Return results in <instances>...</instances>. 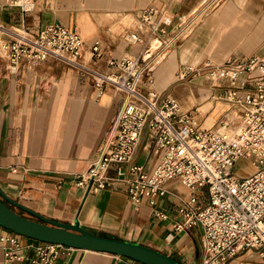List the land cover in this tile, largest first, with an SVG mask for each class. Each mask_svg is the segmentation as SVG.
<instances>
[{
  "label": "crops",
  "instance_id": "crops-1",
  "mask_svg": "<svg viewBox=\"0 0 264 264\" xmlns=\"http://www.w3.org/2000/svg\"><path fill=\"white\" fill-rule=\"evenodd\" d=\"M149 4L171 14L170 32L179 21L186 22L183 27L192 23V28L190 24L185 30V38L165 47L150 69L154 89L176 98L200 128L221 122L237 127L239 109L226 101L221 82L212 84L208 78L193 75L179 81L175 72L195 63L218 65L231 57H264V0H34V9L26 13L12 2L0 0V22L33 33L59 22L79 34L85 48L100 39L105 57L89 63L104 68L106 58L138 55L140 45L131 44L124 35L139 27L140 11ZM249 76L241 74L234 86L241 97L254 88ZM118 105L116 90L107 87L99 94L89 75L57 59L11 67L0 57V189L48 219L78 222L94 235L147 246L179 264H201V228L177 233L173 225L180 218L179 205L193 194L200 204L207 203L205 189L192 191L179 179L169 180L164 185L166 193L150 205L146 200L130 203L120 182L92 191L77 186L80 176L98 157ZM228 112L235 114V119L229 120ZM153 146V139L144 132L134 162L147 172L159 160ZM249 168V173L237 175L251 174L254 169ZM108 175L116 176V165L110 166ZM15 210L34 220L28 213ZM157 211L167 218L157 217ZM63 260L68 264H132L133 259L71 249L57 264ZM235 263L263 264L254 250L242 251L229 262Z\"/></svg>",
  "mask_w": 264,
  "mask_h": 264
},
{
  "label": "built area",
  "instance_id": "built-area-1",
  "mask_svg": "<svg viewBox=\"0 0 264 264\" xmlns=\"http://www.w3.org/2000/svg\"><path fill=\"white\" fill-rule=\"evenodd\" d=\"M12 3L24 13L34 9V0ZM184 23L179 21L170 32L173 18L169 12L152 4L143 7L139 27L126 34L128 42L140 45L138 55L106 58L105 67L99 68L89 61L104 59L100 39L85 48L81 36L59 22L34 33L0 22V57L11 67L21 62L36 66L54 58L89 75L99 94L107 87L118 92V109L98 157L80 176L77 186L92 191L120 182L130 203L146 200L150 205L166 193L164 185L169 180L179 179L192 191L205 189L206 204H200L193 194L179 205L180 218L173 225L174 231L201 228V264H229L245 250H254L264 264V57H231L218 65L195 63L176 70L179 81L193 75L208 78L212 84L221 82L226 101L239 109L235 130H229L228 122L200 128L176 98L154 89L149 74L164 48L185 38L190 24L192 28L191 22L183 27ZM243 73L252 75L248 80L254 88L241 97L234 86ZM144 132L153 139V154L159 158L151 172L134 162ZM240 159L251 161L256 170L238 176L234 167ZM111 165H116L114 177L108 175ZM155 215L167 218L158 211ZM21 237L0 227L3 264H57L71 250L35 240L25 242ZM60 264L68 263L63 260Z\"/></svg>",
  "mask_w": 264,
  "mask_h": 264
},
{
  "label": "water",
  "instance_id": "water-1",
  "mask_svg": "<svg viewBox=\"0 0 264 264\" xmlns=\"http://www.w3.org/2000/svg\"><path fill=\"white\" fill-rule=\"evenodd\" d=\"M0 197V227L19 236L71 249L123 256L142 264H179L166 254L147 246L108 235H94L78 222L65 224L48 219L9 198L1 189ZM14 208L28 213L34 220L21 215Z\"/></svg>",
  "mask_w": 264,
  "mask_h": 264
},
{
  "label": "rangeland",
  "instance_id": "rangeland-1",
  "mask_svg": "<svg viewBox=\"0 0 264 264\" xmlns=\"http://www.w3.org/2000/svg\"><path fill=\"white\" fill-rule=\"evenodd\" d=\"M189 21V20H188ZM85 55H88L87 56V58L89 57V54L88 53H86ZM86 57V56H85ZM85 60H86V58H85ZM246 165H248V168L246 167ZM249 167H251L250 165H249V163H247V162H244V161H238L237 163H236V165H235V167H234V172L237 174H240V175H244L245 173H249L250 172V169L251 168H249ZM13 208V207H12ZM15 209V208H14ZM30 240H33V239H30Z\"/></svg>",
  "mask_w": 264,
  "mask_h": 264
},
{
  "label": "bare ground",
  "instance_id": "bare-ground-1",
  "mask_svg": "<svg viewBox=\"0 0 264 264\" xmlns=\"http://www.w3.org/2000/svg\"><path fill=\"white\" fill-rule=\"evenodd\" d=\"M4 2H5V3H11L12 0H4ZM185 33L188 34V30H187ZM124 36H125V39H126V35H124ZM85 56H86L85 58L88 59V58H87L88 55H85ZM204 111H205V110H204ZM226 115H227V117H228L229 120H233V119H235V117H236L235 114H233V113H229V112L226 113ZM235 129H236V127L229 128L230 131L235 130ZM242 160L248 162L249 165H251V166L253 167L254 171L256 170L255 165H254L251 161H249V160H245V159H240L239 161H242ZM254 171H253V172H254ZM253 172H252V173H253ZM85 251H91V250H85ZM92 252H95V251H92Z\"/></svg>",
  "mask_w": 264,
  "mask_h": 264
},
{
  "label": "trees",
  "instance_id": "trees-1",
  "mask_svg": "<svg viewBox=\"0 0 264 264\" xmlns=\"http://www.w3.org/2000/svg\"><path fill=\"white\" fill-rule=\"evenodd\" d=\"M0 199L2 200V198L0 197ZM9 206V205H8Z\"/></svg>",
  "mask_w": 264,
  "mask_h": 264
}]
</instances>
